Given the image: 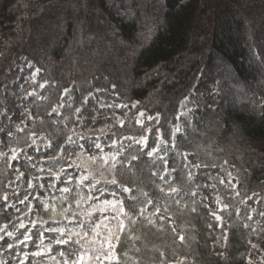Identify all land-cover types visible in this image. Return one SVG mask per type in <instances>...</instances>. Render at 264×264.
<instances>
[{"label":"trees","instance_id":"trees-1","mask_svg":"<svg viewBox=\"0 0 264 264\" xmlns=\"http://www.w3.org/2000/svg\"><path fill=\"white\" fill-rule=\"evenodd\" d=\"M97 7L106 13L107 16L99 14L116 37L101 32L92 16ZM0 33L5 37L0 47V102L4 83L18 77L19 65L31 63L33 67L27 72L39 69V83L45 85L41 89L43 99L30 101L33 118L23 125V132L14 127L16 136L6 137L0 152L25 147L30 131H35L37 135L46 134L52 147L30 153L37 158L57 156L60 151L56 146L64 147L67 137L72 135L75 109L88 92L101 89L115 93L128 105L127 109L119 110L126 120L123 126L113 128L117 138L147 135L145 152L156 147L160 136L170 145L164 157L166 165L160 159L154 161L143 156L134 162L135 176L117 166L118 176L123 171L119 178L130 187L133 180L143 185L154 180L163 187V192L150 186L145 191L161 205L162 212L164 206L168 208L166 218L161 221L151 216L152 208L148 206L145 215L155 221V227L146 220L133 225L132 235L139 240H131L123 247L127 257L121 252L122 264L245 261L252 247L254 226L250 207L244 200L253 193L264 195V73L261 76L264 0H0ZM117 37L126 48L124 55L118 50L123 57H115V64L108 61L104 52H94L93 41L101 44L102 50L108 42L119 48ZM78 40L82 47L75 46L66 52ZM187 59H190L188 63ZM209 78L213 86L210 91H216V99L194 98L202 107V114L193 122L191 114H180L181 103L192 95L200 80ZM72 86L76 93L72 102L65 103V117L53 115L52 109L62 102L63 89ZM136 102L139 103L133 108ZM140 111L149 116L158 113L160 119L139 125L136 119ZM178 124L181 132L173 147V131ZM139 149L140 145H133L125 149L124 155L135 154ZM186 152L195 154L202 166L219 167L224 176H228L229 166L235 168L236 190L222 184L215 175H209L215 182V191L223 195L228 206L220 212L222 223L227 226V239L222 238L224 233L211 215L213 209L196 196L198 187L204 184L192 177L195 169L181 155ZM89 163L88 170H98V160ZM165 168H175L168 184L158 178ZM19 172L24 174L25 185L41 175L26 160L12 164L6 160L0 164V227L28 208V205L20 206L17 211L3 200L8 182L16 179ZM74 175L78 173L74 171ZM77 182L72 186V196L77 191L87 196L86 190L76 188ZM169 184L181 189L184 196L170 194ZM47 192L46 201L60 213V194ZM125 205L129 207L127 201ZM136 206L143 207L140 203ZM50 215V211L38 205L33 220L49 222ZM168 218L175 221L181 232ZM179 235H184L183 242ZM8 243V239L2 241L0 249Z\"/></svg>","mask_w":264,"mask_h":264},{"label":"rangeland","instance_id":"rangeland-1","mask_svg":"<svg viewBox=\"0 0 264 264\" xmlns=\"http://www.w3.org/2000/svg\"><path fill=\"white\" fill-rule=\"evenodd\" d=\"M140 1L143 2V0H139V2ZM97 9L98 11L93 12L92 16L96 21H98L101 32L106 33L107 35L110 34L114 36L112 33L113 29L111 27H108V25H106L105 18L101 17L102 15L99 14L102 13L105 14L103 16H107L106 13L100 7H97ZM32 13H34V10L32 11ZM140 21L142 22V20ZM146 23L147 20L145 21V24ZM141 27L145 28L143 24H141ZM56 28L58 27L55 26V29ZM4 39L5 37L2 36V34L0 33V47ZM93 42L94 44L92 48L94 49V52L95 53L98 51L104 52L109 62L112 61V63L115 64V62H117L114 59L115 57L116 58L123 57L117 53L118 50H121L124 55L125 52L124 48H126L125 47L126 45H124V43H122V41L118 39V37L116 42H117V47L119 46V48H116L112 42L111 43L108 42L109 44H107L105 50H102L103 47L101 44L97 43L96 41ZM75 46L82 47L80 40L71 43V45L68 48H66L67 49L66 52L72 51L73 50L72 48H74ZM189 60L190 59L186 60L187 63L189 62ZM32 67L33 66L31 63L26 65L24 64L19 65L17 68V70L20 71L18 77L10 80L7 79V81L3 85V89H2L3 99L0 102V145L4 144L6 137L16 136L14 127L15 128H18L17 126L23 127V125L29 120L28 118L29 113L33 118L31 111L32 106L30 104V101L32 99L37 98V96L36 95L29 96L28 93L35 91L36 93H38L39 97H42L41 94L42 88L39 87L40 71L37 72L35 69L32 72H27V70ZM262 70L263 72L261 71V76L264 73V69ZM34 73L35 75H33ZM211 83L212 80L210 78L199 81V83L194 87L192 95L189 96V100L187 102H185V99L182 101L184 102V106L180 107L181 115H184L185 113L191 114L193 122H195L196 119L201 117L202 107L200 106L197 100L200 98L204 100H211L214 98L216 99V91L214 89H212L213 92L210 91V88H213V86L211 87ZM68 89H70L71 95L70 97L63 96L61 103H63L64 106L66 102L73 101L76 93V89L73 86L69 87ZM201 89H204L206 91L204 92L202 91L200 93ZM194 98L197 100H195ZM121 104H125V103L123 102L122 98L119 95L108 92L106 90H101L99 92L94 91L92 96H88L86 102L80 103L79 107H77L80 109V112L79 113L75 112L76 123L73 125L71 137L73 140H78L79 144L83 145V149H80L77 146L70 147L69 145L65 144V146L63 147L64 152L63 153L59 152V154L55 156V159H52V158H37L30 153L31 150H35V146L27 148L26 150L27 156L32 158L30 161L27 162H29L32 166L34 165V167L41 172V175L39 177H42V179L39 181L30 180L29 183H32L35 186L34 188L31 189L28 188V185H25L24 175L19 179L16 178L8 182L7 184L8 191L6 192L8 195V201H7L8 205L12 207V205L15 204L14 209H19L20 206L21 207L26 206L19 204L18 201L22 200L24 195L31 193L32 195H29V200L31 201V203L28 205V208L31 207L32 211L29 212L27 208V210L23 214L16 216L11 222L5 223L6 225H8L7 228L8 231H14L13 237H5V239H8L10 243L14 244V248L8 249L6 246L5 248L0 249V262H3V264H20V262L24 259L23 254L25 252L29 253V257L26 261H24V264H54L53 260L49 259V256H54L56 260L60 262V264H65V261L62 260L58 254L60 252L65 253L66 259L69 261V264L74 257L79 256L80 250L78 247H73L68 244L65 245L55 244L54 243L56 238L55 233H49L47 231H44L43 237H38L37 229L44 230L49 226L54 227L55 223L53 221H49L46 224H41L37 222L35 228L31 226L30 221H32L34 218L35 207L40 204V199L43 200L47 199V195H48L47 191H51L52 193L55 194H60L58 191L46 190L48 188L49 182L54 180V176H52L47 171L48 169H51L53 173L59 172L60 169H65L66 171L71 172L73 174L74 171L77 172L78 175H80L82 171L84 174H86L88 171L87 167L88 165H90L89 157L97 156L100 154V150L95 147L96 143L101 144L104 153H110L111 151H113V149H111L108 146V143L106 142H110L112 139H115L117 141L122 140V137L117 138L113 131L114 127L121 126L119 123L120 119H122L124 123L126 120L125 116H123L122 113L119 111L122 108L115 107V105H121ZM63 109L64 107L61 108L58 113H52V114L56 116L65 117L63 113ZM188 109H192V111L188 112ZM107 110H112V112L111 111L107 112ZM146 116L149 115L146 114ZM147 122L150 121H148L147 119H143V125H145ZM177 126L181 129V126L179 124ZM180 132H177L173 136L174 144L176 143L177 136ZM80 137H84V139H79ZM123 137L139 138L140 136L125 135ZM48 143H49V137L46 134L37 135L36 144L40 145V150L39 151L35 150V151L40 152L42 150L47 149L44 147V145ZM157 143H159L158 155L164 158L167 155L170 148L169 142L160 136ZM129 144H131L130 140L123 139L122 144L118 143L117 147L118 148L123 147L124 149H127L129 148L128 147ZM17 148H24V147H17ZM72 149H75L76 151ZM9 150L0 153H8L10 155ZM186 154L187 155L185 159L195 169L194 173H192V177L199 179L204 184V186L198 187L196 196H198L203 201H205L209 205V207L212 208L213 211L217 213V215L222 217L220 212L224 209V206L226 204L223 200V195L220 192L215 191V186H216L215 182L209 177V175L210 174L215 175L219 180H221V182L223 181L222 184H224L225 186L229 187L232 190H236L238 188V178L235 175V168L233 166H229L228 176H224V174L222 173L219 167L202 166L197 162L195 154L188 152H186ZM20 155L23 156L24 153H20ZM4 161L6 160L3 157H0V164ZM10 163L12 164L13 161H10ZM69 164L72 165L70 168H69ZM40 169H44V171H41ZM167 169L171 170V168H167ZM229 173H231L230 176ZM163 176H164V180L169 182L173 176V172H171V175H167L164 173ZM61 179H63V176L61 177ZM74 182L75 180L73 181L71 187L73 186ZM40 183H43L45 187L42 189L39 188L38 185ZM55 186L57 189H59L64 187L65 185L59 181H56ZM176 189L177 192L173 193V195H175L178 198H182L184 196V192L181 189L178 188ZM37 192L39 193V198L33 199V196H35ZM93 194L95 195V193ZM256 194L257 195H251L244 200V204L250 207V220H252L254 227L251 228L253 233V239L251 242L252 247L246 256L245 261L240 264H264V215H261V213H264V195L260 192ZM84 207L86 208L87 205L85 204ZM168 219L173 224L174 228L177 231L181 232V230L175 224V221L171 218ZM18 220H23L27 228L30 229V234L32 236V239L27 242L26 246L24 244H19V240L23 239L25 229L18 228ZM13 224L17 225L16 229L13 228ZM1 242L2 241H0V243ZM50 243L52 247L51 253H47L45 251V254L41 256L34 257L31 255V253H34L37 250H39L40 247H44L46 249V247Z\"/></svg>","mask_w":264,"mask_h":264},{"label":"snow or ice","instance_id":"snow-or-ice-1","mask_svg":"<svg viewBox=\"0 0 264 264\" xmlns=\"http://www.w3.org/2000/svg\"><path fill=\"white\" fill-rule=\"evenodd\" d=\"M36 71L38 72L39 69H36ZM33 75H35V73ZM47 83L48 82L45 81V84ZM44 86V84H41L39 87L43 88ZM112 87L114 88L115 86L113 85ZM95 91L99 92L101 89H96ZM28 95H36L38 99H43L42 97H39L38 93L35 91L29 92ZM70 95V89L64 88L61 99H63V96L70 97ZM92 95L93 93L89 91L88 96ZM88 96L84 97L82 103L87 101ZM188 100L189 97L186 96L185 102ZM138 103L139 102L133 103L132 107L135 108ZM181 106H184V102H182ZM63 107L64 104L60 103L52 109V113H58ZM69 107H71V104H69ZM115 107L127 109L128 105L121 104L115 105ZM191 111L192 109H188V112ZM75 112L79 113L80 109H75ZM48 115H51V113ZM185 115H187V113H185ZM28 118L32 119L30 113ZM142 118L147 119L148 121H158L159 114L157 113L156 116H146V114L141 111L137 116L136 122L143 125ZM119 123L123 126L124 121L120 119ZM17 127L19 128V131H24L23 127ZM146 131L150 132L151 129H147ZM180 131L181 129L177 126L173 131V136ZM36 137L37 133L35 131H30L28 141L25 142L24 148L12 147L9 150L10 155L8 153H0V157H3L7 161H16L17 163H19L21 159L30 161L32 158L27 156V148L35 146L36 151L40 150V145L36 144ZM79 139H84V137H80ZM123 139L131 141V144L128 146L129 148H132L133 145H140V149L135 154L124 155L125 149L123 147H117L118 143L122 144ZM155 139L156 138L154 137V140ZM122 140L117 141L112 139L110 142H106L108 143V146L113 149L110 153H104L101 144H95V147L100 150V154L97 156H90L89 160L93 163L97 160L100 162L99 165L96 166L98 169L97 171L89 169L86 174L82 171L80 175L75 176L73 173L68 172L65 169H60V171L56 173H53L51 169L47 170L52 176H54V180L49 182L46 190L58 191L60 193L62 211L57 214L53 204L40 199L39 206L50 211L51 215L49 218L58 226H49L44 230L37 229V235L38 237H43L44 231L55 233V244H68L73 247H78L80 250L79 256L74 257L70 261V264H122L121 252L123 247H125L131 240H139L138 236L132 235L134 231L133 225L138 221L142 222L146 220L149 225L155 227V221L149 219L145 215L148 206H151L152 208L151 216L156 217L161 221L166 218L165 214L168 211L167 206H164L162 212L161 205L151 198L148 191H145V187L150 186L158 188L159 191L163 192V187L156 185L154 180L150 185H143V182L137 183V181L133 180V187H130L126 183H123L119 178V176H123V171H121L118 176L117 170V166L119 165L120 169L127 171L132 176H135L136 172L134 171V162H139L143 156L152 157L154 161L156 159H160L166 165L167 161L158 155L159 143H157L156 147H153L145 152L144 149L148 147L147 135H142L139 138L122 137ZM65 143L70 147L77 146L80 149H83V145L79 144L78 140H73L71 136L67 137ZM44 147L51 148V142L44 145ZM56 147L59 148L61 153L64 152L63 146L58 144ZM20 153H24V155L22 156ZM181 155L186 157L187 154L181 153ZM121 156L123 159L119 158ZM52 159H55V157H52ZM224 163L227 164V161ZM71 166L72 165L69 164V168ZM40 170L44 171V169ZM173 171H175V168L171 170L167 168L164 169V173L167 175H171V172ZM23 175V172H19L17 179ZM150 175L157 176L158 174L150 173ZM230 175L231 173H229V176ZM62 176L63 179H61ZM158 178L163 184H168V182L164 180L163 175H159ZM35 179L39 181L42 177H35ZM74 180L78 181L76 183V188L86 190L88 193L87 196H83L80 191H77L76 196H72L73 189L71 185ZM56 181L63 183L65 186L57 189L55 186ZM34 187L35 186L32 183L28 184V188L31 189ZM38 187L42 189L45 186L43 183H40ZM168 188L170 194L177 192V189L171 187L170 184L168 185ZM93 193H95V195ZM29 195L32 194L28 193L24 195L23 199L19 200L18 203L26 206L29 205L31 203ZM253 195L257 194L253 193ZM38 198L39 193L37 192V194L33 196V199ZM3 200L5 202L8 201L7 193L4 194ZM126 201L129 203V207H125ZM137 203L142 204L143 207H137ZM64 204H67V207H63ZM85 204L87 205L86 208L84 207ZM12 207L15 208V204H13ZM227 207L228 206L225 205L224 210H226ZM73 208L81 209V211H74ZM17 211H19V209H17ZM28 211L31 212L32 208L29 207ZM193 211H195V209H193ZM211 215L217 221V226L221 229L222 233H224L222 238L227 239V226L222 223L223 218L217 215L216 212H212ZM261 215H264V213H261ZM57 216H59V219H57ZM30 223L33 228L37 225L36 220L30 221ZM40 223L46 224L47 221L41 219ZM16 227L17 225L13 224V228L16 229ZM209 227H211V225H209ZM7 228L8 225L6 224L0 227V241H4L5 237H13L14 231H8ZM18 228L25 229L23 239L19 240V244H24L26 246L27 242L32 239L30 229L27 228L23 220H18ZM173 231H175V229H173ZM179 240L183 242L185 240L184 235H179ZM7 248L13 249L14 244L8 243ZM45 251L47 253H51V243L46 247V249L44 247H40L39 250L31 253V255L34 257L41 256L45 254ZM136 251L139 252V249H136ZM58 254L61 259L65 261V264H69L64 252H60ZM122 254L124 257H127V252H122ZM23 256L24 259L20 262V264H24V261H26L29 257V253L25 252ZM49 259L53 260L54 264H60L54 256H49ZM0 264H3V262H0ZM161 264H163V261ZM169 264H171V262H169ZM176 264H184V261L177 260Z\"/></svg>","mask_w":264,"mask_h":264}]
</instances>
